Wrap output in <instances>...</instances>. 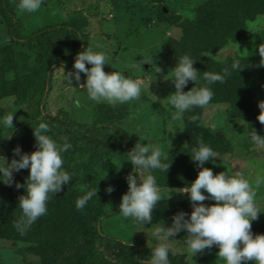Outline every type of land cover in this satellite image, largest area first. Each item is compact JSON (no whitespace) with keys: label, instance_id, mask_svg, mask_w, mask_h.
<instances>
[{"label":"rangeland","instance_id":"rangeland-1","mask_svg":"<svg viewBox=\"0 0 264 264\" xmlns=\"http://www.w3.org/2000/svg\"><path fill=\"white\" fill-rule=\"evenodd\" d=\"M210 1L45 0L36 13H22L18 0H14L6 13L16 23L11 38L0 0V118L13 114L14 125L12 129L0 125V156L11 162L17 146L24 153L35 151L33 128L47 122L54 140L63 143L66 138L72 145L62 156L64 170L73 176L60 192L52 195L46 215L38 218L24 235L15 224L22 214L18 199L25 190L17 188L15 182L24 184L29 170L14 172L11 185L0 182V215L6 221L0 220V264H89L95 247L94 231L151 254L157 242L148 238L147 233L162 222L170 226L173 216L180 211H192L188 194L178 191L198 176L200 169L191 160L190 150L199 141L217 153L215 162H205L204 167L211 168L214 175L222 171L244 173L264 209V184L255 183L257 176H264V145L249 140L253 131L264 136V128L253 130L247 114L228 116L233 96L229 86H235L238 95H245L244 80L226 79L222 84L210 85L214 92L211 103L186 112L176 121L178 128L169 132L174 111L168 96L175 88L165 77L168 71L171 75L179 57L188 54L195 59L193 66L201 76L196 87L205 85L204 71L221 72L218 68L223 70L230 65L229 60L260 59L258 46L264 43V13L260 11L254 20H247L239 28L224 26L226 43L213 44L215 47L199 36L195 28H189L185 37L187 21L190 23L195 11ZM50 26H57L55 31L60 33L55 41L26 40ZM218 29L212 34L219 33ZM89 46L109 52L110 65L104 66L105 72L125 71L130 78L142 81L138 100L115 107L92 102L83 86L79 87L86 80L84 73L80 74L79 84L75 79L71 81L70 86L79 88L68 86L63 71L74 72L75 57ZM154 64L161 72L153 71ZM86 67L91 65L86 62ZM40 74H44L43 100L39 108L30 112L24 102L25 89L32 79L41 78ZM194 86L195 82L189 81L183 91ZM139 136L145 141H140ZM137 141L161 147L169 154L170 163L166 173H153L165 199L157 203L145 232L137 231L130 219L119 214L121 197L128 190L126 176L144 175L143 170L124 160ZM109 187L113 188L110 193ZM95 189L97 196L83 210H76V199ZM251 231L253 235L264 234V213L252 221ZM186 235L187 231L182 230L175 237L178 241L170 242L172 251L183 258L184 264H223L215 252L197 253L191 258L183 248Z\"/></svg>","mask_w":264,"mask_h":264},{"label":"clouds","instance_id":"clouds-1","mask_svg":"<svg viewBox=\"0 0 264 264\" xmlns=\"http://www.w3.org/2000/svg\"><path fill=\"white\" fill-rule=\"evenodd\" d=\"M44 2L45 0H18L17 7L22 13H36ZM258 52L259 65L264 66V43L258 46ZM109 59V52L94 50L90 46L85 47L75 57L73 63L75 71L67 73L63 71V77L72 89L83 86L87 98L97 104L106 103L115 107L138 100L143 90L142 81L130 78L128 73L125 75V71L105 72L104 66L110 65ZM194 61L195 59L188 54L179 57L175 67L171 69V75L168 76V71L167 78L165 77L171 80L175 88V92L168 96L170 108L174 111L169 132H174L178 128L176 121L181 120L186 112L196 107L205 108L211 103L214 92L210 85L217 82L222 84L231 76L233 70L240 71V61L234 58L221 72L204 71L202 79L205 85L196 87L201 76L198 69L193 66ZM86 62L91 65L90 68L86 67ZM153 71L161 72V68L155 65ZM81 73L86 74L83 84H79ZM73 79L79 87L70 86ZM189 81L195 82V86L185 92L183 89ZM74 103L79 107V100ZM258 106L261 111L257 119L264 124V102H260ZM0 125L9 129L14 128L13 114L0 118ZM33 129L35 151L24 153L20 146H17L13 149L14 158L11 162L0 156L3 158L0 159L2 183L11 185L14 183V172L29 170L24 184L15 182L17 188L25 190L18 199V207L22 214L15 224L21 235L30 230L38 218L46 215L47 203L52 195L60 192L63 185L73 178L72 174L64 170L62 156V153L68 151L72 145L66 138L63 143L54 140L49 135L50 126L47 122H41ZM139 137L140 141H145L142 136ZM249 140L251 143L264 145V136L256 131L250 134ZM140 141L126 153L124 160L129 161L136 169L143 170L144 175L142 178L131 173L126 176L128 190L121 197L119 214L130 219L137 231H144L145 225L152 220L157 203L165 199L153 173L156 170L166 173L170 163L167 162L169 154L161 147L151 142ZM190 157L200 169L198 176L178 192L188 194L192 211L190 214L180 211L173 216L170 226L165 224L156 226L147 233L148 238L150 236L157 242V246L151 250L149 258L143 260L142 264H170V254H176L172 251L170 242L178 241L175 237L182 230L187 231L182 242L183 248L191 258L216 246L219 249L217 255L223 264L242 262L264 264V234L253 235L251 231L252 221L256 220L260 213H264V209L256 200L257 193L251 181L240 171L232 174L222 171L214 175L211 168L204 167L205 162H215L213 158H217V153L203 141H199L191 148ZM255 183L257 186L264 184V176H257ZM107 191L110 193L113 188L109 187ZM94 196H97V189L78 197L75 209L83 210ZM205 200L216 203L205 205L202 203Z\"/></svg>","mask_w":264,"mask_h":264},{"label":"trees","instance_id":"trees-1","mask_svg":"<svg viewBox=\"0 0 264 264\" xmlns=\"http://www.w3.org/2000/svg\"><path fill=\"white\" fill-rule=\"evenodd\" d=\"M13 3L14 0H1L5 15L9 12ZM258 11L264 13V0H212L195 11L193 20L190 23L187 21L188 28L183 29L184 35L185 37L186 35H189V28H191V30L195 28L198 30L196 31L197 34L207 39L208 43L211 42V45H215L221 41L226 43V41L223 40L225 36V31L223 29L224 26L229 28L231 25V27H235L234 29L237 27L239 28L246 23L247 20H254L255 16L258 15ZM164 17L167 16L164 15ZM6 18L8 20L7 26L9 36L12 38L16 23L12 16L6 15ZM173 21L174 19L171 18V23ZM56 28L57 26L45 27L35 34L28 36L26 40L32 41L38 39L44 42L55 41L60 34L55 31ZM216 29L220 30L219 33L212 34ZM237 59L240 61V71L233 70L231 76L227 79L234 80L240 78L241 80H244L247 86H245L246 90L244 93L247 94L238 95L237 92L239 91L237 88L233 85L229 86L230 89L233 90V96H231V106L228 111V116H232L235 113L238 115L247 114L248 119H250L249 126L253 130H258L260 127L264 128V124L257 119L260 112L259 114H256L258 111H261L258 106L259 103L264 102V66L259 65L260 59H251L249 61L241 58ZM232 60H229L228 63L230 64ZM220 68L221 67L218 69L222 71ZM65 70L68 71L66 68ZM40 77L41 78L32 79L25 89L24 102L30 112L39 108L43 100L42 80L44 74H40ZM234 96H237V98ZM0 220L6 223L2 216ZM161 225H164L163 222ZM177 237L178 236L176 235V238ZM92 240L95 247L89 264H113V260L116 262L117 260L122 261L123 264H142V261L147 260L150 256V252L136 250L132 246H126L120 241L103 236L97 231H94ZM218 251V247L213 246L211 249H206L202 253H218ZM169 259L170 264H174L176 261L179 264H184L182 262L183 258L177 254H170Z\"/></svg>","mask_w":264,"mask_h":264}]
</instances>
